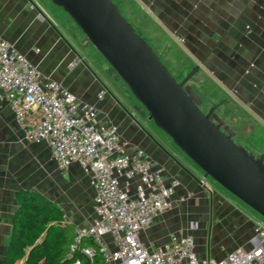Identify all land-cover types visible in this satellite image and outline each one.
Masks as SVG:
<instances>
[{
    "label": "crops",
    "instance_id": "0c3cea01",
    "mask_svg": "<svg viewBox=\"0 0 264 264\" xmlns=\"http://www.w3.org/2000/svg\"><path fill=\"white\" fill-rule=\"evenodd\" d=\"M115 1L132 22L136 19L134 25L152 41L166 65L185 76L200 66L189 84L203 103L219 105L218 115L233 126L235 137L249 143V152L264 154V0ZM0 37L15 45L43 77L93 105L100 121L115 125L124 150H144L161 169L166 184L179 180L172 209L141 233L150 249L164 246L173 233L188 234L196 240L199 258L210 257L202 246L203 230L192 225L206 228L212 218L228 224L233 229L229 239H237L214 260L238 248H252L261 219L231 200L171 142L148 130L144 111L120 92L105 59L83 43L62 9L51 0H0ZM20 192L36 193L58 206L64 223L74 227L72 239L78 227L95 218L91 176L77 164L61 173L48 145L26 141L8 103L0 100V264ZM232 205L240 206L243 214Z\"/></svg>",
    "mask_w": 264,
    "mask_h": 264
},
{
    "label": "built area",
    "instance_id": "2783aa9c",
    "mask_svg": "<svg viewBox=\"0 0 264 264\" xmlns=\"http://www.w3.org/2000/svg\"><path fill=\"white\" fill-rule=\"evenodd\" d=\"M0 100L8 103L26 141L48 145L61 173L77 164L91 176L95 218L75 230L69 264H264L263 219L251 249H236L221 260L199 258L196 240L188 234L173 233L164 246L150 249L141 233L172 209L179 180L166 184L144 150H124L115 125L100 121L93 105L43 77L2 37Z\"/></svg>",
    "mask_w": 264,
    "mask_h": 264
},
{
    "label": "water",
    "instance_id": "95a60500",
    "mask_svg": "<svg viewBox=\"0 0 264 264\" xmlns=\"http://www.w3.org/2000/svg\"><path fill=\"white\" fill-rule=\"evenodd\" d=\"M51 2L79 27L148 119L207 177L264 219V154L255 156L234 141L219 105L201 109L203 101L189 84L200 66L178 81L114 0Z\"/></svg>",
    "mask_w": 264,
    "mask_h": 264
},
{
    "label": "trees",
    "instance_id": "16d2710c",
    "mask_svg": "<svg viewBox=\"0 0 264 264\" xmlns=\"http://www.w3.org/2000/svg\"><path fill=\"white\" fill-rule=\"evenodd\" d=\"M18 197L4 264H69L74 227L64 223L63 211L36 193Z\"/></svg>",
    "mask_w": 264,
    "mask_h": 264
},
{
    "label": "rangeland",
    "instance_id": "374dc122",
    "mask_svg": "<svg viewBox=\"0 0 264 264\" xmlns=\"http://www.w3.org/2000/svg\"><path fill=\"white\" fill-rule=\"evenodd\" d=\"M116 2V1H115ZM117 3V2H116ZM119 6V5H118ZM120 10L122 11V14L127 18V20L134 26V28L138 31L141 30L140 27H136L137 25H134L133 22L136 21V19H133V22L129 19V16L126 14L125 10L123 9L122 6L119 7ZM61 9V8H59ZM134 15H137V13L134 12ZM138 17V16H137ZM69 21L72 24V26L76 29V31L79 33L83 43H87L88 45H90L92 47L93 50H96L92 44L88 41L87 37L82 33V31L79 29V27L72 21V19L69 17ZM138 28V29H137ZM142 32V31H141ZM140 31H138V33L153 47L154 49V45L152 43V41H149L148 39H146V37L144 36L143 33H141ZM155 36H157L156 34H154ZM155 50V49H154ZM157 53V51H156ZM158 54V53H157ZM159 55V54H158ZM160 56V55H159ZM163 61V59H162ZM165 62V61H164ZM163 62V63H164ZM180 62H184V59L180 60ZM107 63V62H106ZM166 65V63H164ZM108 67H109V72L110 75L112 77V80L114 82V84L117 86V88L120 90L121 93H123L129 100L133 101L134 103H136L146 114V117H148V113L146 112V110L144 109V107L133 97V95L131 94L129 88L126 86V84L121 80V78L117 75V73L110 67V65L107 63ZM168 69L170 70V72L172 73V75L178 80V81H182L186 76L182 73H178L173 67L168 66ZM187 75V74H186ZM190 83V82H189ZM212 106L209 105L208 102L206 103H202L201 109L204 112H208L209 109ZM148 121V120H147ZM148 130L150 132H152L153 134H155L158 138H162L164 137L165 139H167L169 142H171L173 144V146H175V144L173 143L172 139L167 136L162 130H160L159 128H157L154 124L153 121H148ZM233 124V123H232ZM230 127L233 129V126L230 125ZM234 141L240 145V146H245V148L247 150H250V145L247 141H245L243 138L241 137H234ZM209 179L211 181H214L213 179H211L209 177ZM215 182V181H214ZM216 183V182H215ZM230 194V193H229ZM230 199L233 200L235 203L241 205L243 208H245L247 211H249L252 215H255L258 219H263L262 217H260L257 213H255L253 210H251L249 207H247L245 204H243L240 200H238L236 197H234L233 195L230 194ZM239 213L243 214L242 211L243 209L240 206H235L232 205ZM264 220V219H263ZM192 228L194 230H198V231H202L204 232V243H202L203 247L205 248L206 253L210 254V257L213 259H218L220 254H223L224 252H226L230 247H232V245H234L237 242V239H229L231 235H233V229L230 228V226L228 224H226L225 222L221 221V222H217L215 220V218H212V222L210 224L207 225L206 228H203V226H200L199 224H194L192 225ZM255 237V235H254ZM198 239H200V237H198ZM239 249V248H238Z\"/></svg>",
    "mask_w": 264,
    "mask_h": 264
}]
</instances>
